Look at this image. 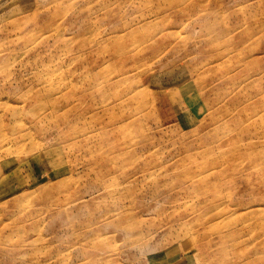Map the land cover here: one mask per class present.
<instances>
[{
  "label": "rangeland",
  "instance_id": "rangeland-1",
  "mask_svg": "<svg viewBox=\"0 0 264 264\" xmlns=\"http://www.w3.org/2000/svg\"><path fill=\"white\" fill-rule=\"evenodd\" d=\"M0 264H264V0H0Z\"/></svg>",
  "mask_w": 264,
  "mask_h": 264
}]
</instances>
